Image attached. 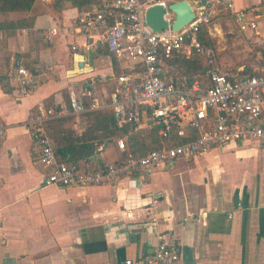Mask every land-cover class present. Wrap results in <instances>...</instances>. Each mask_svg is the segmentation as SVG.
Returning a JSON list of instances; mask_svg holds the SVG:
<instances>
[{
	"label": "crops",
	"instance_id": "crops-1",
	"mask_svg": "<svg viewBox=\"0 0 264 264\" xmlns=\"http://www.w3.org/2000/svg\"><path fill=\"white\" fill-rule=\"evenodd\" d=\"M200 1L213 18L208 29L218 66L261 74L264 0H233L257 25L248 34L240 32L222 0L191 4ZM51 2L38 1L32 29L10 37L0 31V75H9L8 92L0 86V122L7 132L0 140V264H124L151 256L162 242L176 244L179 264H264V149L256 142L215 147L111 185L46 184L49 171L39 161L30 116L67 103L65 93L88 91L89 102L107 104L117 78L139 70L110 53L99 35L80 33L84 15L77 9L57 13ZM53 28L55 36L49 33ZM14 60L38 78V89L28 96H20L11 81ZM163 70L166 81L174 82L167 63ZM76 123L78 133L84 132ZM150 123L145 115L140 128ZM98 151L111 164L121 155L112 145Z\"/></svg>",
	"mask_w": 264,
	"mask_h": 264
},
{
	"label": "built area",
	"instance_id": "built-area-1",
	"mask_svg": "<svg viewBox=\"0 0 264 264\" xmlns=\"http://www.w3.org/2000/svg\"><path fill=\"white\" fill-rule=\"evenodd\" d=\"M181 0H97L91 12L84 15L80 33L99 41L118 59L134 62L138 72L119 76L109 103L89 102L88 91L71 93L68 103L42 107L29 118L40 163L49 171L48 186L89 188L111 185L140 171L159 166L169 167L180 159L194 158L212 148L231 143L256 142L264 149V68L255 76L227 72L217 64L215 50L199 40L203 28L211 26L213 18L202 1L191 4L195 19L180 32L172 30L175 16L170 5ZM191 3V0H188ZM221 7L236 21L241 33L256 31L257 25L238 12L233 0H222ZM154 7L166 10L164 20L169 29L153 32L146 24V13ZM57 35V29L50 30ZM264 46V42H263ZM80 50L73 47V51ZM200 57L207 68L210 87L202 91L198 82L179 88L164 78V64L177 57L186 60ZM11 81L18 94L28 96L39 87L38 78L18 60H14ZM86 101V104L84 103ZM145 108H149L148 112ZM110 109L118 124L142 126L145 115L150 124L159 128L161 138H169L174 129L194 131L196 138L173 148L152 151L142 157L128 155L117 163L104 162L96 169L85 162L83 168L59 160L48 131V123L66 116H80L87 110ZM0 122V140L6 136ZM119 151L127 150L123 139L117 142ZM230 218H232L230 216ZM179 250L173 242H162L151 256L128 260L124 264H179Z\"/></svg>",
	"mask_w": 264,
	"mask_h": 264
},
{
	"label": "trees",
	"instance_id": "trees-1",
	"mask_svg": "<svg viewBox=\"0 0 264 264\" xmlns=\"http://www.w3.org/2000/svg\"><path fill=\"white\" fill-rule=\"evenodd\" d=\"M39 0H0V31H5L8 36H12L19 30L32 29L34 27L36 16L39 9L37 3ZM97 0H52L51 9L54 12L61 13L65 9H77L81 15L91 12ZM199 40L204 46L210 47L216 51V43L210 36L206 28H203ZM117 58L114 56L115 66ZM167 67L171 68L174 82L181 88L183 86L191 87L198 82L202 91L210 87V79L207 74V68L204 61L194 56L190 60L182 57L167 61ZM247 75L254 76L253 71H248ZM8 72L0 75V86L5 92H8L7 82H9ZM67 103L69 94L65 93ZM86 104V101H84ZM148 112L149 108H145ZM85 122V130L82 133L70 126L76 116H66L55 119L48 123V130L53 146L59 160L67 165H73L77 168H83L85 162L96 169L104 166L98 147L103 145L117 148V142L123 139L127 150L120 152V158L114 164L125 160L128 155L142 157L152 151L162 150L164 148H173L184 144L196 138L193 130L184 129V136L179 135V130L175 128L169 138H161L158 135L159 128L150 124L146 128H139L131 124H118L114 115L110 111H90L87 110L80 116Z\"/></svg>",
	"mask_w": 264,
	"mask_h": 264
},
{
	"label": "water",
	"instance_id": "water-1",
	"mask_svg": "<svg viewBox=\"0 0 264 264\" xmlns=\"http://www.w3.org/2000/svg\"><path fill=\"white\" fill-rule=\"evenodd\" d=\"M170 10L175 15V21L171 28L180 32L195 19L194 9L188 0H181L170 5ZM166 10L162 7H154L146 13V24L155 33H161L169 29V23L164 20Z\"/></svg>",
	"mask_w": 264,
	"mask_h": 264
},
{
	"label": "rangeland",
	"instance_id": "rangeland-1",
	"mask_svg": "<svg viewBox=\"0 0 264 264\" xmlns=\"http://www.w3.org/2000/svg\"><path fill=\"white\" fill-rule=\"evenodd\" d=\"M173 17H175V16H173ZM207 31L209 32V29L207 28ZM209 34H210V32H209ZM210 36L212 37V35L210 34ZM212 39H213V37H212ZM215 43H216V41H214ZM216 48H217V44H216ZM217 50V49H216ZM74 121H76L77 123V125H79L80 124V126H82V127H84L85 126V122H84V119L83 118H80V119H74L73 121H71L70 123H69V125L70 126H73V123H74ZM251 164H254V161H249Z\"/></svg>",
	"mask_w": 264,
	"mask_h": 264
}]
</instances>
